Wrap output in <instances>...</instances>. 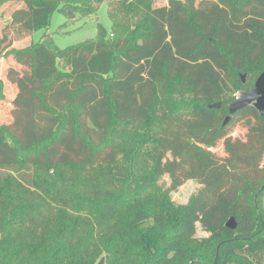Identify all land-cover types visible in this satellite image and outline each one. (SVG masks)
<instances>
[{
	"label": "trees",
	"instance_id": "16d2710c",
	"mask_svg": "<svg viewBox=\"0 0 264 264\" xmlns=\"http://www.w3.org/2000/svg\"><path fill=\"white\" fill-rule=\"evenodd\" d=\"M9 1L28 6L32 35L65 4L82 5L73 13L90 15L105 3L111 30L107 36L98 27L94 40L60 49L68 68L57 64L48 44L31 37L13 47L7 26L1 30L0 58H28L30 95L48 125L43 132L36 125L26 130L22 141L0 123V264H213L216 252V264H264V220H255L257 208L247 196L248 212H239L245 218L234 229L225 226L227 217L238 216L231 187L224 188L227 171L210 166L194 142L171 150L165 190L156 185L163 143L152 132L140 133L136 144L124 138L125 158L115 160V138L124 135L118 121H150L155 110L156 124L227 114L234 93L250 88L264 70V0L200 6L193 0H0V6ZM135 11L142 12L135 22H120ZM161 83L165 98L156 96ZM4 97L0 80V102ZM214 102L221 105L208 108ZM246 112L264 127L251 105L230 118ZM223 130L217 122L205 140ZM148 161L151 168L143 172ZM93 163L98 169L77 175L82 192L56 179V169L50 179L36 177L34 169ZM188 178L203 187L176 203L168 191ZM15 180L25 185H18L22 191ZM199 219L206 237L194 236Z\"/></svg>",
	"mask_w": 264,
	"mask_h": 264
},
{
	"label": "rangeland",
	"instance_id": "374dc122",
	"mask_svg": "<svg viewBox=\"0 0 264 264\" xmlns=\"http://www.w3.org/2000/svg\"><path fill=\"white\" fill-rule=\"evenodd\" d=\"M156 3H164L166 0H155ZM218 0H193L195 6H200V2L212 3ZM90 6V5H89ZM92 8V7H90ZM62 11H54L51 14L49 23L46 28L30 33L29 29V8L25 3L6 2L0 6V34L3 26H7V32L11 39L13 47H22L30 42L31 37L35 42H44L48 44L55 52L57 64L61 68H68L64 64V57L58 54L60 49H68L77 46L86 41L94 40L97 28L101 27L107 36L111 30L110 18L105 3H101L95 13L84 15L82 13H73L75 10H84L81 6L63 5ZM113 14L117 15L116 9ZM133 15L127 19L122 14L119 19L122 21L135 22L142 12L135 11ZM110 37V36H109ZM59 48V49H58ZM22 60H18L13 54L0 58V80L3 83L4 99L0 102V123L9 124L10 130H16L22 141L23 134L26 130H31L36 125L39 132H43L47 125V117L45 113L41 114V110L30 95V65L28 58L21 56ZM245 78V76H244ZM160 91L156 96L159 98L166 97V88L164 84H159ZM164 92L161 94V91ZM160 93V94H159ZM238 96V91L234 93ZM160 107L161 104H160ZM159 110L153 112L150 121L143 120H125L118 121V126L123 132V136L115 138L116 161L122 163L127 152V146L123 143L124 138H130L136 144L138 135L142 132H152L162 140V149L159 157L160 171L163 175L156 185L165 190L170 183V179L164 169L171 159V150L176 144H187L194 142L195 148L208 154L210 166H223L227 171V182L224 184L225 189H229V195L236 208L238 216H233L238 222L242 217L241 211L248 212L247 196L250 197L251 204H256L257 212L253 209V215L258 222L260 217L264 220V127L252 115L246 113L237 114L232 119L226 121L224 130L216 137L215 140H205L209 136L217 124L223 122L225 114L221 112H213L209 119L205 120L204 116L185 117L181 121H164L156 124L153 121L155 114ZM34 122V123H33ZM31 124V125H29ZM148 125V126H147ZM15 126V127H14ZM12 128V129H11ZM102 165V164H101ZM100 165L93 164H70L62 165L56 168L54 165L35 166L36 177L42 179H50L48 174H52L57 170L56 179L66 185H70L75 191H84L85 186L81 180L77 179V175H87L98 169ZM151 168V162H146V168L143 172ZM136 171V170H135ZM221 171L225 172L223 169ZM23 187L20 181L15 180L14 188ZM203 187V183L197 178L183 179L181 184L177 185L173 190L168 191L169 197L176 203H186L193 194L197 193ZM236 191V196L233 194ZM21 192H17L20 194ZM254 196L255 199H254ZM235 198V200H234ZM259 214V217L257 215ZM245 216V215H244ZM259 218V219H258ZM229 219L226 218L225 222ZM261 220V221H262ZM197 222L199 228H197ZM201 219L195 222L194 236L206 237L209 235L202 227ZM240 232V231H237ZM236 235H231L234 237ZM218 244V243H217ZM217 244L211 243V251L216 249ZM212 257V256H211Z\"/></svg>",
	"mask_w": 264,
	"mask_h": 264
},
{
	"label": "water",
	"instance_id": "95a60500",
	"mask_svg": "<svg viewBox=\"0 0 264 264\" xmlns=\"http://www.w3.org/2000/svg\"><path fill=\"white\" fill-rule=\"evenodd\" d=\"M241 80H244V75H241ZM221 105L220 102H214L208 104V108H218ZM251 105L253 106L261 116H264V70H262L258 76L255 78L253 85L250 88L239 89L238 96L235 100L225 104L227 114L224 117L222 124L228 121L232 114L236 113L238 110ZM256 196H254L255 199ZM254 206L256 204L254 201ZM259 216V214H258ZM225 226L229 229H234L236 227V220L231 216L226 222ZM218 248V245H217ZM217 252L214 257L213 264H216ZM200 264L198 262H191L190 264Z\"/></svg>",
	"mask_w": 264,
	"mask_h": 264
},
{
	"label": "clouds",
	"instance_id": "9594fccd",
	"mask_svg": "<svg viewBox=\"0 0 264 264\" xmlns=\"http://www.w3.org/2000/svg\"><path fill=\"white\" fill-rule=\"evenodd\" d=\"M196 226H197V228H199V223L198 222H197V225Z\"/></svg>",
	"mask_w": 264,
	"mask_h": 264
}]
</instances>
